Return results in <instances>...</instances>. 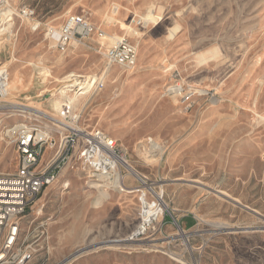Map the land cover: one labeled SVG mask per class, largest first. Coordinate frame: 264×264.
<instances>
[{"label":"rangeland","instance_id":"1","mask_svg":"<svg viewBox=\"0 0 264 264\" xmlns=\"http://www.w3.org/2000/svg\"><path fill=\"white\" fill-rule=\"evenodd\" d=\"M18 1L0 0V13L6 2L16 10ZM63 2L65 16L83 14L98 30L60 51L49 29L58 30L63 19H40L57 3L62 10ZM27 4L33 20L15 16L0 24V70H7L9 83L0 100V172L18 167L5 130L28 122L51 129L57 139V107L67 97L81 112L79 123L107 133L144 176L143 182L121 165L127 190L117 189L114 178H90L70 159L22 219L23 237L36 248L33 260L264 264V0ZM147 13L157 19L144 26ZM122 37L137 48L132 70L108 65L103 55ZM101 74L102 85L91 94L64 88L78 76ZM142 185L166 207L143 188L151 220L137 232L143 211L136 189Z\"/></svg>","mask_w":264,"mask_h":264},{"label":"built area","instance_id":"2","mask_svg":"<svg viewBox=\"0 0 264 264\" xmlns=\"http://www.w3.org/2000/svg\"><path fill=\"white\" fill-rule=\"evenodd\" d=\"M6 6L8 8L0 13L1 25L12 22L15 16L35 18L32 7L19 6L12 10L8 2ZM6 10L8 13L5 14ZM32 29H38V24H33ZM95 31L96 27L83 14H68L59 29L54 31L50 28L49 34L56 40V48L64 51L71 41H80ZM103 55L108 65H119L125 69L134 68L137 62L136 45L126 38L109 46ZM80 78L78 76L74 82L65 83L64 88L75 90L74 94L89 88L91 84L87 87L88 81L92 79ZM7 81V70L2 68L0 100L8 95ZM100 85L101 82L92 84L86 93L91 94ZM72 86L76 89H70ZM189 98L190 93H185L183 100ZM72 101L66 97L58 110L60 120H57V126L60 130L57 139L51 137V129L28 122L13 124L5 130V136L17 150L18 167L12 173L0 172V264H39L33 260L36 252L34 242L28 243L27 237H23L22 219L33 200L56 180L70 159H78L88 177L107 179L119 173L121 160L125 162L113 138L99 128H87L79 123L81 112L75 110ZM140 176L144 182V176Z\"/></svg>","mask_w":264,"mask_h":264},{"label":"bare ground","instance_id":"3","mask_svg":"<svg viewBox=\"0 0 264 264\" xmlns=\"http://www.w3.org/2000/svg\"><path fill=\"white\" fill-rule=\"evenodd\" d=\"M148 14V13H147ZM156 19H157V17L155 16V15H152V14H148V15H146L145 17H142V24L144 25V26H147L148 25V23H150V22H155L156 21ZM6 28V27H5ZM4 28V29H5ZM7 29V28H6ZM96 30H98V28H96ZM4 31V30H3ZM1 33H2V28H1V31H0ZM4 33H5V31H4ZM101 35H102V33H101ZM103 36V35H102ZM123 38V37H122ZM122 38H120V39H122ZM119 38H116L113 42L114 43H116L118 40H120ZM117 40V41H116ZM116 41V42H115ZM132 70V69H131ZM108 72V71H107ZM70 74H72V73H70ZM70 74H69V77H70ZM106 74V73H105ZM68 76V75H67ZM112 76V75H111ZM115 76V75H114ZM114 76H112V77H114ZM74 77V76H73ZM100 82H102V74L100 75V76H98V78H93L92 79V81H90V82H88V85H87V87H89V84H91L90 85V87L92 86V84H98V83H100ZM7 84H8V91H9V83H8V81H7ZM89 87V88H90ZM89 88H87L86 90H83L82 92H80V94H83V93H86L87 91H88V89ZM171 88V87H170ZM172 90H174V91H177V90H179V85H176V87H174V88H171ZM64 93H66V90H64L63 91ZM61 105V104H60ZM59 106V105H58ZM21 107V106H20ZM57 108H60V107H57ZM17 110V109H16ZM18 111H20V112H25V108H19V110ZM35 112V114L37 115V116H45V112L44 111H40V110H36V111H34ZM154 145V144H153ZM155 146V145H154ZM156 147V146H155ZM48 150V149H47ZM46 150V152H48ZM45 152V153H46ZM121 163H122V165H124L125 166V168H127L128 169V171H130L133 175H135L138 179H140L141 178V176H139V175H137V173H136V170H134V168L129 164V163H127L126 161L124 162V161H122L121 160ZM114 179L111 181L112 182V186L113 187H115V188H117V189H123V190H127L126 189V187L124 186V184L122 183V176L119 174V173H115V175H114V177H113ZM109 186H111V185H109ZM93 187V186H92ZM143 188H147L148 190H150V192L151 193H153V195H155L157 198H158V200L160 201L161 199H160V195L159 194H157V193H155V191H153L150 187H148V186H146V185H142V186H140L139 187V189L137 188L136 190H140L141 192H142V195H141V197H140V200H141V203H142V213H141V221H140V223H139V226H138V228H137V232H142L144 229H145V227H146V224H147V222H149V220H151V214H149V208H150V205H148L147 204V202H146V200H145V198H144V195H145V189H143ZM134 190V189H133ZM160 204L163 206V207H166V204L163 202V201H160ZM152 209V208H151ZM158 209V208H157ZM154 211V210H153ZM158 212V211H157ZM216 226H218V227H220L221 228V230H222V227H221V225H217L216 224ZM125 240V239H124Z\"/></svg>","mask_w":264,"mask_h":264},{"label":"crops","instance_id":"4","mask_svg":"<svg viewBox=\"0 0 264 264\" xmlns=\"http://www.w3.org/2000/svg\"><path fill=\"white\" fill-rule=\"evenodd\" d=\"M62 1H64V0H62ZM28 3V0H19L18 1V5H17V7L18 6H22V4L23 5H25V6H29L30 7V4H27ZM62 7H63V9L62 10H60V4L59 3H57V9L56 10H49V11H47V12H45V13H43V15H42V13H41V19H40V21L42 22V23H44V24H48V23H61L62 21H64V19H65V15H66V13H65V5H64V2L62 3V5H61ZM32 7V6H31ZM33 8V7H32ZM34 9V8H33ZM61 19H63L62 21H60ZM15 76V75H14ZM17 76V75H16ZM18 77V76H17ZM19 79V78H18ZM17 83H18V81H17ZM16 86H18L17 84H15V88H16Z\"/></svg>","mask_w":264,"mask_h":264}]
</instances>
